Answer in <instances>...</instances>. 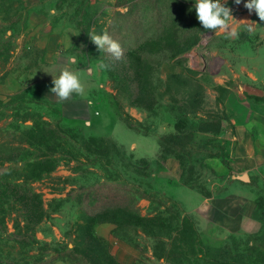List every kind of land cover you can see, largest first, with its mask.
Here are the masks:
<instances>
[{
    "label": "rangeland",
    "instance_id": "obj_1",
    "mask_svg": "<svg viewBox=\"0 0 264 264\" xmlns=\"http://www.w3.org/2000/svg\"><path fill=\"white\" fill-rule=\"evenodd\" d=\"M50 2L74 33L71 69L92 72H81L83 96L60 103L35 78L68 56L46 69L34 50L12 62L26 83L0 99V264H264V230L227 233L194 208L239 171L220 88L264 115V21L247 0H222L234 19L215 33L195 0ZM25 14L19 0H0L2 19ZM104 31L120 60L91 42ZM25 65L32 74L21 75ZM255 191L264 223V184ZM112 199L122 209L101 202Z\"/></svg>",
    "mask_w": 264,
    "mask_h": 264
},
{
    "label": "crops",
    "instance_id": "obj_2",
    "mask_svg": "<svg viewBox=\"0 0 264 264\" xmlns=\"http://www.w3.org/2000/svg\"><path fill=\"white\" fill-rule=\"evenodd\" d=\"M19 1L26 13L22 20L11 23V20L0 16V42L5 39L10 46L7 51L0 46V99L6 100H10L11 91L20 89L26 83L22 77L16 79L19 72H11L13 61L25 59L23 54L34 50L38 59L44 61L43 68H47L49 61L53 65H59V60L71 55L68 49L72 46L74 36L68 30V25L53 19L58 9L52 6L51 0ZM26 67H22V76L32 74ZM43 70L42 67L39 68V78H35L36 86L39 95L48 99L53 87V77L47 76ZM59 72L55 71L53 76ZM219 92L234 128V138L237 141L234 163L239 171L231 177L232 186L225 194L211 199H198L194 208L197 206L201 210L212 211L221 231L259 234L264 230V223L256 216L259 201L255 189L257 184H264V115L243 99L244 95L226 87H221ZM246 92L250 94L251 90ZM242 175L247 176V181L238 179Z\"/></svg>",
    "mask_w": 264,
    "mask_h": 264
},
{
    "label": "clouds",
    "instance_id": "obj_3",
    "mask_svg": "<svg viewBox=\"0 0 264 264\" xmlns=\"http://www.w3.org/2000/svg\"><path fill=\"white\" fill-rule=\"evenodd\" d=\"M235 4H241V0H234ZM244 7L252 13L253 11L258 16L260 21H264V0H247L244 3ZM196 19L199 21L202 28L206 31L217 32L226 31L229 26V22L233 20L232 9L225 6L222 0H195L194 2ZM252 27L249 26V31ZM79 35V34H75ZM91 42L96 45L97 49L102 53L106 52L115 60H120L123 56V49L120 43L113 39V37L104 31L102 34L95 32L88 34ZM229 37L237 35L233 30L228 33ZM77 58L75 55L67 57V65L63 67L59 74L53 76V87L50 89V93L54 94L57 101L63 103L73 95L83 96L85 94V86L81 80V72L91 73L92 69L74 71L70 65L76 64ZM101 68H107L109 65L101 64ZM163 264V262H162Z\"/></svg>",
    "mask_w": 264,
    "mask_h": 264
},
{
    "label": "trees",
    "instance_id": "obj_4",
    "mask_svg": "<svg viewBox=\"0 0 264 264\" xmlns=\"http://www.w3.org/2000/svg\"><path fill=\"white\" fill-rule=\"evenodd\" d=\"M149 42V41H148ZM102 202V204H108V205H112V206H110V207H115L114 209H122L121 207H120V204H117V203H114V199H112V200H106V201H101Z\"/></svg>",
    "mask_w": 264,
    "mask_h": 264
},
{
    "label": "water",
    "instance_id": "obj_5",
    "mask_svg": "<svg viewBox=\"0 0 264 264\" xmlns=\"http://www.w3.org/2000/svg\"><path fill=\"white\" fill-rule=\"evenodd\" d=\"M238 179L242 181H247V176L246 175L238 176Z\"/></svg>",
    "mask_w": 264,
    "mask_h": 264
}]
</instances>
